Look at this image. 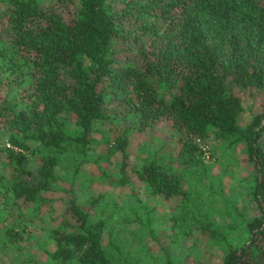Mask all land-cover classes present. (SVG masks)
Wrapping results in <instances>:
<instances>
[{
	"label": "trees",
	"instance_id": "1",
	"mask_svg": "<svg viewBox=\"0 0 264 264\" xmlns=\"http://www.w3.org/2000/svg\"><path fill=\"white\" fill-rule=\"evenodd\" d=\"M263 88L264 0H0V255L22 250L32 224L52 244H39L44 264H208L215 249L220 264H264V97L245 106ZM163 120L177 132L166 161L131 160L129 135ZM238 146L247 174L210 171L205 152ZM132 177L168 205L160 256L126 233L136 221L152 236L156 206L132 193L121 229L111 221L106 188ZM240 186L253 215L228 194ZM196 232L205 246L189 263L198 246L182 242Z\"/></svg>",
	"mask_w": 264,
	"mask_h": 264
},
{
	"label": "rangeland",
	"instance_id": "2",
	"mask_svg": "<svg viewBox=\"0 0 264 264\" xmlns=\"http://www.w3.org/2000/svg\"><path fill=\"white\" fill-rule=\"evenodd\" d=\"M264 97V88L262 90H259L255 93L254 98L247 100L245 106L246 108H256L259 104V102ZM248 116V112H245V115L243 114V117H241V120L244 117ZM110 133L108 134V136ZM177 135V132L173 129L170 121H160L154 128L147 129L142 133L138 132H132L130 136V143L128 146V151L130 153V159L135 160L137 155L140 156H148V154H154L156 157H158L161 161L165 162L168 154V148H172L175 144V136ZM107 136V137H108ZM95 138H100V134H96ZM97 150L101 151L103 148L102 142H98L96 144ZM205 160L206 164L208 165L210 171L214 174H219L223 171V167H227V169L231 173H237L239 175H245L247 174L248 170L250 169V166L245 162L244 157L242 156V153L240 151V146H238L231 154H229L227 157H224L218 161L215 159H208L209 156L208 152H205ZM120 154H115L111 157V169L115 172L117 169L118 163L120 161ZM91 170L89 168V165L86 164L82 167V170L78 173V179H83L90 176ZM58 173L61 175H66L69 177V170L67 166V162L64 163L63 166H61L58 169ZM131 185L132 187H118V186H111L107 187L105 193L107 195V200L110 201L111 204L116 203L118 207H120L117 210V213L115 215V218L111 220L113 224L116 227V230L118 228L121 229V222L120 219L123 216L131 215V209L135 208L137 204H139L132 193H134L137 198L141 200L142 203L147 204L149 207L156 206V211L158 214L156 215L155 219L152 222L151 227L153 228V235L151 236L148 231L145 228L138 229V223L136 221L128 223L126 225V233H131L129 235L128 242H130L132 245L136 246L140 241H145L147 245L149 246L151 252L156 255L160 256L162 251L160 246L158 245V240L162 242L163 244H167L170 239L168 238V234L170 232L169 230V221H168V208L167 204L164 200H161V198L150 196L143 184H141L138 180L131 178ZM228 182V181H226ZM226 189V188H225ZM242 190H244V187H238L233 188L230 191H228V194L231 196V198L235 199L237 205L239 208H246V211L249 215L254 214V209L248 204L247 201H243L241 199L242 197ZM78 196L81 199H85L87 197V192L84 194L83 192L78 191ZM221 204L220 198L216 197L214 199V206L218 208ZM108 212H110L111 206L108 208ZM31 206L25 209L26 213V220L29 221L31 219H34L36 215L34 213L30 212ZM62 210L61 205H57L56 211L60 212ZM49 208L44 206L41 210V216L44 217L45 223L44 226H47L49 223ZM39 222L38 224H40ZM4 221H2V218H0V226H2ZM42 224H40L41 226ZM31 229V235L28 236V239L24 242L22 250H6L5 253L0 255V264H21L22 260H26L30 257L31 260H34L37 264H44L47 262V256L42 252V250L39 247V244H42L46 246L48 249L51 248L52 244L51 241L47 238V235L40 230H35L33 225H29ZM122 231V230H121ZM131 231V232H130ZM196 238L186 237L183 240V246L186 248L188 244L194 242V240L197 243L198 247H195L194 253L191 258H189L188 262L193 263V260L196 259L197 256H199L201 253L199 252V248H203L205 246V242L202 238L198 237V233H195ZM187 245V246H186ZM175 251H173V248L171 249L173 253L175 252L177 255L184 256V253L181 251L182 247L180 245V241H178V247L175 248ZM171 251V254H172ZM173 256V255H172ZM204 257L208 264H220L221 257H222V251L219 249H215L211 253L204 254ZM177 264H182L181 259L176 258L175 261Z\"/></svg>",
	"mask_w": 264,
	"mask_h": 264
}]
</instances>
